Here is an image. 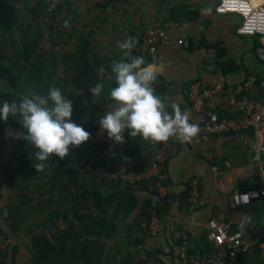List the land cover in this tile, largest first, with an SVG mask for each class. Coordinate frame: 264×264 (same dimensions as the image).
Returning <instances> with one entry per match:
<instances>
[{
	"label": "crops",
	"instance_id": "obj_1",
	"mask_svg": "<svg viewBox=\"0 0 264 264\" xmlns=\"http://www.w3.org/2000/svg\"><path fill=\"white\" fill-rule=\"evenodd\" d=\"M58 1L59 9L53 15L40 12L39 19L36 9L46 3L50 10L54 0H0V65L10 67L25 78L22 83L20 79L17 86L0 79V93L11 92L19 96L33 90L47 95L48 89L56 86L72 101L73 108L79 104L78 109H75V114L81 115L79 125L90 129L91 124L97 121H94L93 117L98 119L112 103L108 93L115 82L111 72L113 61L131 59L133 50L129 57L124 58L119 43L129 37L138 42L147 29L156 26L168 28L175 38L172 44H159V57L156 61L145 60L146 64H152L157 70V79L152 84L155 94L169 106L178 103L182 111L193 114L186 84L194 79L203 80L207 85L225 81L230 87H237L251 77L264 79V63L257 55V48L264 45V36L240 34L238 27L242 18L234 14L219 15L215 0ZM183 6H186L189 12L196 13L197 17L192 20H175L171 17L172 10L176 14L174 17H179V8ZM65 21H68L67 27L64 26ZM38 26L41 27L42 33L39 48L36 50V43L33 41ZM180 37H187L190 42H194L185 46L179 43ZM85 39L90 43L89 60L96 68L99 83L104 85L101 97L92 96L86 88H81L80 85L86 79L83 77L80 79L81 83H78L65 72L63 65V56L76 52ZM258 40L262 43L258 44ZM27 41L30 42L28 46ZM221 42L228 48L225 60L233 61L239 66L228 75H225L216 63L217 49L202 45ZM17 47L22 48L19 56L15 51ZM42 51L49 53L43 57L45 68L52 66L54 59L52 60L51 56L55 52L58 53L59 58L55 60L59 70L54 76L55 79H35L34 75H31V68L40 63L36 62V59ZM46 81L52 82L47 89ZM215 100L224 103V99L221 100L220 97ZM19 132H26V129L14 128L5 143L0 140V229L11 239L8 264H27L23 258L31 255L33 238L39 234L32 233L33 226L45 223L49 216L52 220L51 214L54 211L65 210L69 206L66 201V188L54 194L49 192L57 189L58 182L48 179L54 178L57 163L62 159L52 154L43 171L37 172L34 167V164L39 163L34 155L37 149L25 140L17 139L15 134ZM250 139L251 135L238 133L219 135L209 143L198 142L192 146L177 138H169L166 142L143 143L146 150L142 164L146 166L153 163L160 148L165 150L168 156L166 177L171 180L170 187L175 194H181L188 184L192 186L193 181L198 179L204 205L196 212L189 213L182 209L180 200L177 199L171 203V213L179 227L188 232L199 246L209 241L208 223L212 218H216L233 222L236 230L244 233L253 248L261 244L264 255V199L259 200L258 205L254 207H235L230 196L233 189L241 191L258 184L260 180L258 170L248 152ZM115 145L117 144L104 155H107L109 160L119 158L116 172L126 174L138 157H124L122 153L116 155ZM86 161V158H82L81 163ZM57 176L62 178L61 175ZM63 183L67 184L66 181ZM140 195L141 200L143 197H149L146 193ZM11 216L17 217L19 226L24 223L19 235L12 234ZM57 218L55 215L53 222L57 221ZM247 218H250V222ZM66 225V222H59L61 227ZM46 232L50 234L53 231ZM168 239L169 235L166 236L163 232L149 237L143 250L153 251L163 247ZM218 250L223 258L227 257L224 250ZM198 264L207 263L202 260Z\"/></svg>",
	"mask_w": 264,
	"mask_h": 264
},
{
	"label": "trees",
	"instance_id": "obj_2",
	"mask_svg": "<svg viewBox=\"0 0 264 264\" xmlns=\"http://www.w3.org/2000/svg\"><path fill=\"white\" fill-rule=\"evenodd\" d=\"M48 8L46 3L41 4V8L35 11L37 17L40 19V12L42 14L46 12L50 15L56 12H51ZM179 13V17H174L176 14L172 10L171 17L175 18V20L181 18L192 20L197 17V14L189 12L186 6L180 7ZM36 31L37 34L34 36L33 43H36L34 49L38 50L42 33L41 27L38 26ZM192 42L194 41L190 42L191 45L193 44ZM261 43L260 40L258 44ZM26 45H30V42L27 41ZM202 45L217 49L216 63L225 75L238 69V64L225 60L228 55V48L224 45V42L202 43ZM89 53L90 43L85 39L76 52L65 54L62 61L65 72L72 79H75L78 83H81L83 77L86 79L82 83L83 86L80 85V87L86 88L90 93L89 88L94 87L99 81L96 76V68L89 60ZM46 54L49 55L45 51L39 54L36 62L40 63L34 69L31 68V71L34 72L35 78L55 79L54 76L59 70L58 63L55 60L59 58L58 53L52 54L51 58L54 60L50 68H45L44 62H42ZM21 78L22 74L19 76L10 67L0 65V79H4L12 86H17ZM197 80L200 79L187 82L186 88L189 89L192 83ZM114 86L115 82L113 83ZM17 99L18 96L14 93H0V105L4 101L12 102ZM77 105L73 108L71 117L72 121L79 125L81 115L77 116L75 114V109L79 107V104ZM168 111H172L170 106ZM93 120L98 119L93 117ZM82 127L84 126L82 125ZM14 128L22 129L18 117L10 116L6 122L0 120V140L5 143ZM84 129L88 132L90 131L88 127H84ZM144 142L140 136L132 138L126 132L125 142L115 145L116 155L117 153H122L124 157L129 158L133 155L138 157V160L130 166L126 174L141 172L149 167L142 164L146 150L144 149L145 145L143 146ZM113 145V142L95 145H88L84 142L78 148L70 146L68 155L57 163L55 175L53 174L54 178L51 177L52 179L49 178L48 180L58 182L56 185L58 190H49V192L54 194L56 191L60 192L61 189L66 188V201L69 206L65 210L54 211L51 214L52 220H50L49 216L45 223L39 225L42 228L32 229V233L39 232V234L35 235L32 241L30 264H166L160 259L163 254L161 246L153 251L143 250L146 241L151 236L149 235V229L145 230L142 227L145 224L150 225L154 214L161 223L165 224L168 214L171 213V203L177 199L180 200L182 209L188 211V198L192 187L188 184L184 192L178 195L172 191L170 187L172 182L166 177V165L168 162L163 166L161 180L153 178L130 186L122 174H120L118 181L106 179L104 174L115 173V168L119 164V158L115 157L109 160L108 156L104 155ZM82 158L87 159L86 163H81ZM57 175H61L62 178L59 179ZM63 181H66L67 184H64ZM160 181L171 189L166 198L159 197L156 190L153 189V186ZM260 183L261 181L259 180L258 184L241 191L259 188L261 186ZM141 193H146L149 197L145 199L143 197L141 200ZM258 201H254L248 207L258 205ZM55 215L58 218L57 221L53 222ZM11 220H13V223H11L12 234L19 235L24 223L19 226L16 222L18 219L14 216H11ZM60 221L66 222L67 225L65 227L59 226ZM180 229L182 228L180 227ZM47 230H52L53 232L49 234L46 232ZM0 234L11 240L3 229H0ZM163 234L167 236L170 235V232L165 230ZM188 236L186 245L181 239L177 240L174 245L178 248L184 247L189 256L198 257L200 261L204 260L206 262L208 257L215 252L214 246L209 241L199 246L193 241L191 235ZM10 247L11 244L3 256L0 257V264H8ZM237 264H264L261 244L252 248L248 253L241 254Z\"/></svg>",
	"mask_w": 264,
	"mask_h": 264
},
{
	"label": "built area",
	"instance_id": "obj_3",
	"mask_svg": "<svg viewBox=\"0 0 264 264\" xmlns=\"http://www.w3.org/2000/svg\"><path fill=\"white\" fill-rule=\"evenodd\" d=\"M110 1V0H105ZM216 11L219 15H238L242 22L238 32L246 36H264V3H255L253 0H215ZM60 1L54 0L50 10L57 11ZM176 24H179L176 22ZM175 40L170 30L163 26L147 29L131 54L132 57H143L144 60L156 61L159 57V44H172ZM179 43L190 46L187 37H180ZM257 55L264 63V45L257 48ZM225 81L207 85L203 80H197L188 89V97L192 105L193 114L191 122L199 126V132L187 145H195L198 142L209 143L219 135L246 133L251 135L248 142V152L258 170L260 187L248 191H235L231 196V203L235 207L251 205L256 200L264 199V79L251 77L237 87H230ZM224 99V103L217 102L215 98ZM88 145L112 143L107 137L106 130L101 132L98 120L91 124ZM170 138V139H174ZM168 160L164 149L156 152L154 162L141 172L122 174L108 173L104 177L110 181L120 179V174L130 186L140 184L142 181L153 178L162 179L163 166ZM192 190L188 198L189 213H194L204 205L199 190L198 179L192 184ZM153 189L159 197L166 198L170 193V187L161 181L157 182ZM143 229H149V235L155 237L165 230L170 232L168 241L163 245V254L160 259L166 264H198V257L189 256L186 249L178 248L174 243L181 239L186 245L190 235L180 229L176 218L169 213L166 223H161L154 214L150 225L145 224ZM207 238L215 248V252L206 260L207 264H237L241 254L248 253L252 248L245 238L244 233L236 230L233 222H224L212 218L208 223ZM11 241L0 234V257L7 251ZM178 248V251H177ZM222 249L227 257L220 254Z\"/></svg>",
	"mask_w": 264,
	"mask_h": 264
},
{
	"label": "clouds",
	"instance_id": "obj_4",
	"mask_svg": "<svg viewBox=\"0 0 264 264\" xmlns=\"http://www.w3.org/2000/svg\"><path fill=\"white\" fill-rule=\"evenodd\" d=\"M64 26H68V21ZM136 44L131 37L119 43L124 58L129 57ZM111 72L115 79V86L108 93L112 103L99 115L98 122L100 131L106 130L114 144H123L126 132L132 138L140 136L151 143L166 142L173 137L188 142L197 136L199 126L191 122V113L182 111L178 103H172L169 112V105L155 94L152 84L157 79V70L152 64H146L143 57L114 60ZM103 89L101 82L89 91L92 96L101 97ZM72 112L68 96L60 88L51 86L47 95L28 90L17 100L4 101L0 105V120L6 122L10 116L19 118L26 132L15 136L37 149L34 155L39 163L34 167L40 172L52 154L63 159L70 146L78 148L90 138L84 127L71 120Z\"/></svg>",
	"mask_w": 264,
	"mask_h": 264
},
{
	"label": "rangeland",
	"instance_id": "obj_5",
	"mask_svg": "<svg viewBox=\"0 0 264 264\" xmlns=\"http://www.w3.org/2000/svg\"><path fill=\"white\" fill-rule=\"evenodd\" d=\"M21 50H22V48L21 49H18V47L17 48H15V51H16V54L19 56L20 54H21ZM34 69V68H33ZM262 69H263V72H264V67H262ZM31 75H34V72H32L31 73ZM34 77V76H33ZM35 78V77H34ZM24 79L25 78H21V83L22 82H24ZM35 79H38V77L37 78H35ZM46 83H47V85H46V89L48 88V86L52 83L51 81H46ZM171 190V189H170ZM159 196V195H158ZM32 226V225H31ZM34 228H42V227H39V225H35V226H33ZM123 234V233H122ZM121 234V235H122ZM30 254H28L27 256H26V258H23V260L25 261V262H27V264H28V256H29ZM31 263V255H30V261H29V264Z\"/></svg>",
	"mask_w": 264,
	"mask_h": 264
},
{
	"label": "water",
	"instance_id": "obj_6",
	"mask_svg": "<svg viewBox=\"0 0 264 264\" xmlns=\"http://www.w3.org/2000/svg\"><path fill=\"white\" fill-rule=\"evenodd\" d=\"M236 191V189H233L231 192H230V196H232L234 194V192Z\"/></svg>",
	"mask_w": 264,
	"mask_h": 264
},
{
	"label": "bare ground",
	"instance_id": "obj_7",
	"mask_svg": "<svg viewBox=\"0 0 264 264\" xmlns=\"http://www.w3.org/2000/svg\"><path fill=\"white\" fill-rule=\"evenodd\" d=\"M255 3H257V4H259V3H264V2H258V1H255V0H253Z\"/></svg>",
	"mask_w": 264,
	"mask_h": 264
}]
</instances>
